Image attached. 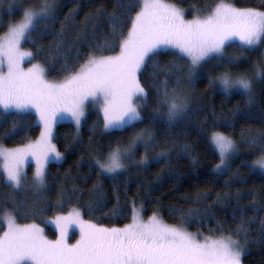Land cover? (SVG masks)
Instances as JSON below:
<instances>
[{
	"label": "snow or ice",
	"instance_id": "1",
	"mask_svg": "<svg viewBox=\"0 0 264 264\" xmlns=\"http://www.w3.org/2000/svg\"><path fill=\"white\" fill-rule=\"evenodd\" d=\"M14 6L15 0H0V10L6 8L11 13ZM79 7L77 3L61 20L57 0H28V6L22 7L21 19L6 25L7 32L0 36V109H3L0 120L8 115L14 117L4 135H14L18 121L31 118L32 113L40 125L39 137L34 141L13 148L0 144V181L14 192L31 193L32 200L31 204L11 200L3 206L0 264H242L250 220L241 219L235 227L218 222L215 229L208 230L209 235L199 231L194 234L182 226L208 217L210 206L190 208L187 213L170 209L172 215L180 214V225H173L164 223L155 211L145 221L143 204L138 208L137 198L131 202V222L123 227L85 221L80 208L72 207L67 215H57L52 221L59 233L54 240L46 237L39 224L18 222L21 208L25 216L44 215L45 208L39 205L47 200V165L51 159H63V153L53 143L54 129L60 121L70 118L74 123L73 145L79 143L88 107L103 114L97 126L102 124L104 132L123 131L143 123L149 92L142 77L151 69L155 98L148 118L152 123L163 120L171 127L189 119L192 109L188 89L194 86L197 73L206 63L216 60L225 66L234 64L239 56H229L227 49L237 40L240 52L264 44V10L237 8L219 0L197 9L192 19H186L182 8L165 0H117V8L111 13L100 8L73 25L78 34L71 47H76L77 55L75 65H70L65 54L70 45L64 33L66 26L75 20ZM56 22L61 25L60 32L52 33L53 44L44 47L38 38L49 35V26ZM101 24L107 28L102 38L97 35ZM26 43L36 48L35 54L24 50ZM77 45L86 49L83 57ZM41 52L54 59L64 56L59 69L63 79L49 80L45 67L33 62ZM161 56L172 59L161 67L157 59ZM25 61L31 66L25 68ZM160 75L166 77L162 82ZM169 79L175 80V86H169ZM255 79H264V59L253 65L251 75L224 71L209 77L208 88L216 90L219 85L225 96L236 90L247 96L246 106H251ZM235 111L238 113L239 107ZM97 126L93 127L94 132ZM205 135L218 153V163L212 171L217 176L230 173L232 160L240 150L238 142L218 131L215 123ZM241 138L244 139V133ZM244 142L250 148L260 149L250 171L259 169L264 174V133L257 132ZM138 146L144 150L140 159H136ZM89 147H93L91 141ZM156 148L152 129L145 127L135 131L127 144L117 141L106 150L90 152L87 162L81 157L77 167L84 163L88 175L96 181L89 190L87 211H103L104 180H110L114 188L120 183L127 188L128 180L121 178L147 169L148 153ZM183 152L190 156L188 145ZM29 158L35 161L31 178L23 170ZM170 158L166 151L153 157L160 162ZM87 179L85 176L84 180ZM225 185L230 187L227 181ZM79 191L74 183L70 193L61 185L56 207L64 210L65 200L73 197L79 200L76 197ZM206 200V194H198L196 200L186 202L203 204ZM220 201L217 194V202ZM253 204L256 205L255 200ZM259 209H264V204L258 205ZM240 211L243 213V209ZM260 223L264 228V221ZM73 226L79 229L80 238L71 244L69 230Z\"/></svg>",
	"mask_w": 264,
	"mask_h": 264
},
{
	"label": "trees",
	"instance_id": "2",
	"mask_svg": "<svg viewBox=\"0 0 264 264\" xmlns=\"http://www.w3.org/2000/svg\"><path fill=\"white\" fill-rule=\"evenodd\" d=\"M176 6L196 12L197 9H204L206 6L219 2V0H166ZM12 2V0H9ZM126 2V0H121ZM233 3L237 8H253L264 10V0H225ZM61 5L62 20L69 14V11L78 3L80 5L74 21L65 28V37L70 47L65 50L70 65H75L77 55L76 47H71L73 38L78 34V29L73 25L84 21L86 16L94 14L97 9L103 8L111 13L117 8V0H57ZM28 6V0H15V6L11 13L0 10V36L7 32L6 25L17 22L21 19L22 7ZM189 12V14H190ZM103 19V18H102ZM61 25L56 22L49 26V35L39 37L40 44L48 47L53 44L54 35L59 33ZM107 32L106 26L101 24L97 35L102 38ZM233 44L227 49L229 56H239V59L232 65L225 66L216 60L206 63L202 68L201 76L195 79L194 93L199 99L191 105L189 119L178 121L169 127L163 120L152 123L148 118L154 106L155 88L152 79L151 69L142 77V83L149 92L147 108L143 115L146 117L143 123H138L136 127H129L123 131L104 132L102 124L97 126L98 121H102L103 116L98 110H91L82 122L80 128V140L76 145L72 144L75 137V125L71 122H62L55 128L54 141L59 151L63 153L61 162H52L47 167L49 175V190L46 193V202L42 201L39 207H44L43 216L31 214L25 216L23 208L20 210L19 223H37L44 228L46 237L49 240L57 239L58 231L52 221L57 215H67L72 207H79L82 218L85 221L102 224L104 227H123L131 222V202L138 198L137 207L143 204L142 215L148 218L155 211L159 217L167 224L180 225V214L172 215L170 209H180L187 213L190 208H204L210 206L208 217L201 220H193L182 226L187 231L196 233L203 232L209 235V229H215L217 223H222L225 227H235L241 219L251 221L247 243V253L242 258V264H264V228L261 221H264V209H259L258 205L264 204V175L258 170L250 171L253 161L259 155V148H250L244 140L256 136L257 132L264 133V79H259L253 83L254 102L247 105V96L239 92L225 96L222 91L208 88V79L219 75L224 71H230L234 75L246 73L251 75L253 65L262 61L258 52L249 50L240 52ZM264 45V44H263ZM81 57L86 49L80 45ZM24 49L36 53L30 43L24 45ZM163 67L172 58L161 56L157 58ZM42 64L46 69L47 77L50 80L63 79V74L59 71L60 65L64 62V56L53 58L45 56L43 52L33 61ZM166 77L159 76V81ZM169 86H175V80L169 79ZM240 111L236 113V108ZM3 111V109H0ZM215 114V116L213 115ZM235 114V115H233ZM13 116L8 115L6 119L0 120V144L8 148L20 146L22 143L34 141L40 134V125L37 123L35 114L31 118L19 120L16 133L12 136H5L4 133L11 128ZM227 121V123H225ZM217 125V130L225 135H230L238 142L240 150L237 158L232 162V171L226 175L217 176L212 171L214 165L218 163V153L210 146L206 131ZM97 126L96 131L93 127ZM151 128L157 142L155 151L149 152V165L147 169L140 172H131L129 177H122L128 180L125 188L122 183L114 188L110 180H104V205L103 211L89 213L86 205L89 200V190L96 182L94 176H89L88 167L82 163L77 167L81 157L84 161L89 160L90 152L106 150L109 145H114L117 141L127 144L135 131L140 128ZM244 133V139L241 134ZM257 139H259L257 137ZM90 141L93 145L89 147ZM188 145L190 156L184 154V146ZM161 151H166L170 159L164 162L153 159ZM179 153V155H177ZM144 156V150L140 146L136 151V159ZM193 159L196 163H193ZM34 168L31 165L27 169V174L31 178ZM67 174V175H66ZM87 176V181L84 177ZM228 182L230 187L225 185ZM73 183L81 189L76 193L77 200L73 197L70 201L65 200L64 210L56 207L57 193L60 186L64 185L66 192L70 193ZM117 194H119V204H117ZM207 195V200L203 204L187 203L186 200H196L197 195ZM217 194H220L221 201L217 202ZM227 194V196H225ZM31 193L14 192L0 181V215H2L6 202L15 200L17 202L26 201L29 204ZM256 201V205L253 201ZM243 209V213H241ZM11 211V209H7ZM6 230V225H3ZM2 235V232H0Z\"/></svg>",
	"mask_w": 264,
	"mask_h": 264
},
{
	"label": "rangeland",
	"instance_id": "3",
	"mask_svg": "<svg viewBox=\"0 0 264 264\" xmlns=\"http://www.w3.org/2000/svg\"><path fill=\"white\" fill-rule=\"evenodd\" d=\"M165 2L166 3H170V2H168V1H166L165 0ZM183 9V8H182ZM184 11H185V18L186 19H192L193 18V16L196 14V12H190L188 9H183ZM189 12H190V14H189ZM234 44H237V45H239V41L237 40V41H235L234 42ZM25 50V49H24ZM250 52H258L259 53V55L261 56V58L262 59H264V45L263 44H261V45H258V46H256V47H254V48H252V49H248ZM27 51V50H26ZM31 66V64L28 62V61H25V63H24V67L25 68H27V67H30ZM201 73H202V68L199 70V72L197 73V78L198 77H200L201 76ZM48 78V77H47ZM196 78V79H197ZM49 79V78H48ZM50 80V79H49ZM257 80H259V79H255L254 81H257ZM219 86V85H218ZM195 91H194V86L192 87V88H189L188 89V94L190 95V97H191V105L193 104V103H196V102H198L199 101V99L197 98V95L194 93ZM233 92H237L236 90H233ZM94 109L95 108H93V107H88L87 108V110H86V114H85V118L88 116V114H89V112L91 111V110H93L94 111ZM96 110V109H95ZM102 114V113H101ZM102 116H103V114H102ZM84 118V119H85ZM62 122H71V123H73L72 121H71V119L70 118H66V119H64V120H62V121H60L59 123H62ZM58 123V124H59ZM74 124V123H73ZM57 126V125H56ZM56 128V127H55ZM54 132H55V129H54ZM55 134V133H54ZM39 137V136H38ZM37 137V138H38ZM36 138V139H37ZM35 139V140H36ZM53 143L55 144V141L53 140ZM56 145V144H55ZM6 147V146H5ZM140 146H138L137 147V149L139 148ZM8 148V147H7ZM137 149H136V151H137ZM237 156H238V154L233 158V160H232V162L237 158ZM62 160H60V161H57V160H55V159H51L50 160V162H49V164L50 163H52V162H61ZM48 164V165H49ZM232 164V163H231ZM33 166V168H34V170H35V161L34 160H32L31 158H29V161H28V163L24 166V171L27 173V169H28V167H30V166ZM48 165H47V167H48ZM258 171H259V169H257ZM260 172V171H259ZM261 173V172H260ZM264 175V174H263ZM143 216V215H142ZM144 218V217H143ZM161 219V218H160ZM144 220L146 221L147 220V218H144ZM162 220V219H161ZM163 221V220H162ZM164 222V221H163ZM164 223H166V222H164ZM167 224V223H166ZM195 234V233H194ZM58 236H59V234H58ZM58 238V237H57ZM80 238V234H79V229L77 228V227H75V226H73L70 230H69V243H71V244H74L75 242H76V240H78ZM247 253V249H246V251H245V253H244V255ZM243 255V256H244ZM243 256H242V258H243Z\"/></svg>",
	"mask_w": 264,
	"mask_h": 264
}]
</instances>
